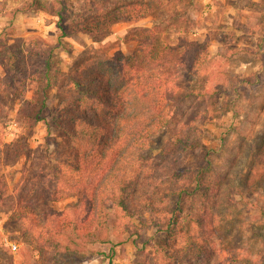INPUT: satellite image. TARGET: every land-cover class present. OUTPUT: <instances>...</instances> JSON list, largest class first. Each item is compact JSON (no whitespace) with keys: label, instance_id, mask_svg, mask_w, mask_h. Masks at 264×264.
<instances>
[{"label":"rangeland","instance_id":"obj_1","mask_svg":"<svg viewBox=\"0 0 264 264\" xmlns=\"http://www.w3.org/2000/svg\"><path fill=\"white\" fill-rule=\"evenodd\" d=\"M116 1L0 0V136L14 143L0 161V264H45L10 197L21 179L39 171L48 186L51 176L59 138L44 121L32 123L33 116L39 111L51 116L59 86L91 55H132L143 29H150L163 47L197 58L188 79L198 89L204 87L200 96L185 101L187 117L192 112L198 116L195 134L201 143L166 169L169 176L177 174L168 180L182 190L167 205L177 209L178 220H184L180 225L196 233L200 222L202 231L206 225L212 251L205 264H264V0H163L161 8L137 22L94 33L73 29ZM58 11L68 28L62 37ZM171 134L166 130L151 138L152 155ZM205 161L211 164V183L204 195L196 176L208 166ZM49 189L66 194L54 180ZM76 203L66 195L50 205L69 212ZM142 215L112 243L93 247L105 254L81 264H109L106 254L112 249L111 264H153L154 246L167 248L166 219L157 226L150 214Z\"/></svg>","mask_w":264,"mask_h":264},{"label":"trees","instance_id":"obj_2","mask_svg":"<svg viewBox=\"0 0 264 264\" xmlns=\"http://www.w3.org/2000/svg\"><path fill=\"white\" fill-rule=\"evenodd\" d=\"M162 6L163 0H117L101 15L75 23L73 29L108 31L118 23L145 19ZM56 14L61 37L66 36L63 13ZM148 30L138 34L137 47L129 57L91 55L59 86L51 116L39 111L32 118V123L44 121L59 138L51 155V176L48 186L39 171L21 179L10 197L26 219L45 264H81L105 254L93 247L112 243L113 236L130 231L132 220L146 212L157 226L166 219L167 248L154 246L153 264H205L211 256L206 225L202 231L199 223L200 233L180 225L184 220H178L177 209L167 205L182 190L176 191L168 180L177 174L169 176L166 169L201 143L195 134L198 116L192 112L187 117L184 109L190 96L204 93V87L200 90L188 79L193 77L197 58L163 47ZM166 130H172L170 140L152 155L151 138ZM13 145L0 136V161ZM207 165L196 176V187L204 195L211 183V164ZM53 180L66 194L50 191ZM66 195L74 196L77 203L69 212L56 211L51 200L60 201ZM106 255L111 264L114 250Z\"/></svg>","mask_w":264,"mask_h":264},{"label":"built area","instance_id":"obj_3","mask_svg":"<svg viewBox=\"0 0 264 264\" xmlns=\"http://www.w3.org/2000/svg\"><path fill=\"white\" fill-rule=\"evenodd\" d=\"M11 247H12V249H13L14 251L17 250V245H16V244L11 245Z\"/></svg>","mask_w":264,"mask_h":264},{"label":"crops","instance_id":"obj_4","mask_svg":"<svg viewBox=\"0 0 264 264\" xmlns=\"http://www.w3.org/2000/svg\"><path fill=\"white\" fill-rule=\"evenodd\" d=\"M2 17V15H0V18Z\"/></svg>","mask_w":264,"mask_h":264}]
</instances>
